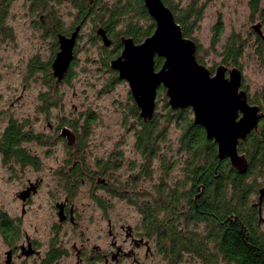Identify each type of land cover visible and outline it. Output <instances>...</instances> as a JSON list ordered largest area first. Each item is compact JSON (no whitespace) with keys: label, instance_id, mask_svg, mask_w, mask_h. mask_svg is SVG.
I'll return each mask as SVG.
<instances>
[{"label":"flooded vegetation","instance_id":"obj_1","mask_svg":"<svg viewBox=\"0 0 264 264\" xmlns=\"http://www.w3.org/2000/svg\"><path fill=\"white\" fill-rule=\"evenodd\" d=\"M11 1L16 0H0V29L11 24ZM28 1L30 16H35L31 23L35 24L33 28H36L43 38L52 39L51 56L47 65L39 67L38 63L34 66L32 64L36 71L40 69L51 74V81L46 84L47 91L51 93H45L51 105L46 107L41 97V109L48 112L58 106L56 87L61 86L71 74L80 49L83 30L91 16L88 11L89 16L82 20L80 4L85 1L90 8L94 0H25ZM62 3L72 4L78 10L76 21L69 26H65L63 19L58 16L57 7ZM143 5L145 7L144 0ZM99 25L97 29L104 28ZM78 27L74 59L64 80L58 82L54 77L53 63L61 50L60 37H72ZM0 31L10 36L6 30ZM106 34L112 41L108 47L98 31L95 38L103 43V48L116 49L118 44L112 32L106 31ZM118 48L121 53V37ZM241 89L247 92L249 102L250 95L243 83ZM166 102V107L172 111L168 97ZM251 105L259 106L260 111L264 113V106ZM134 116L136 117L135 114ZM47 119L48 136L31 129L34 136L42 140V143L37 140L36 143L48 145L47 151L37 152L36 148L24 146V142L16 148L29 154V162H20L16 158L6 161L5 153L0 150L4 164H8L10 169L20 166L25 176L29 170L35 173L33 177H26L24 186L16 195V200L21 204V215L0 211V236L7 248L4 253L5 264H12L14 258L28 264H179L185 253L201 258L196 259L200 260L201 264H215L219 260L234 264L233 261H228V251L232 250L235 241H243L240 244L242 247L253 249H258L264 241V200L259 204L260 189L264 186L258 189L257 202L251 203L250 197L245 202L244 208L248 206L253 210L236 211L233 181L219 179L222 163L215 162L210 169L211 177L205 181L201 178L194 181L193 175H189L185 162L186 154L182 150L183 132H179L180 146L177 152H184L185 157L183 155L180 160H172L162 154L161 143L164 139L158 138L155 141L154 135H151L147 145L140 147L142 142L139 131H130L134 141L129 150L137 157L128 161L126 171H121L125 160L118 159L119 146L114 150H107L109 153L101 156L95 165L90 164L85 157V147L90 135V131L84 130L85 124L80 126L82 130H76L70 126L61 127L62 124L54 125L49 121V117ZM12 122H9L0 134V140ZM65 128L71 132V143L68 137L62 134V129ZM168 135L169 133L166 137ZM205 135L207 137V134ZM247 139L240 141L238 149ZM58 140L66 141L67 157L54 169L56 185L51 186L53 194L44 199L49 205L36 206L34 199L38 197L44 184L41 174L42 156L48 154L53 148L51 144ZM175 142L169 147L171 151L175 149ZM155 143L160 147V151L156 150ZM214 143L217 145L216 157L219 161V147L215 141ZM167 146L168 144H165L164 148ZM156 160L161 162L163 170L162 182L157 185L154 182ZM11 162L13 163L10 164ZM174 170L178 172L174 173ZM222 172L225 173L223 170ZM165 176L167 180L164 181ZM219 190L223 193L222 197L218 196ZM45 209H48L49 217L42 225L47 227L48 235L47 239L43 240L38 236V225L31 223L27 226V215ZM200 250V254L193 253ZM178 251L184 253L178 254ZM213 253L218 254L219 260L210 261L209 257L214 256Z\"/></svg>","mask_w":264,"mask_h":264},{"label":"rangeland","instance_id":"obj_2","mask_svg":"<svg viewBox=\"0 0 264 264\" xmlns=\"http://www.w3.org/2000/svg\"><path fill=\"white\" fill-rule=\"evenodd\" d=\"M170 1L173 5L178 6L179 10H184L190 4L198 5L201 9V20L195 24L191 39L199 45L198 58L213 73L219 65L223 64L224 46L228 38L236 36L244 43V53L239 60V68L243 72V84L249 92L250 99L258 105L264 106V41L261 38L259 41V36L253 30L254 25L262 24L261 30L264 33V0L261 1L256 12H253L251 8L253 0ZM11 2V24L0 29L10 33V36H6L3 31H0V134L12 121L27 124V129H32L36 133H44L47 136L49 135L47 117L54 125L64 122L61 127L69 128L71 122L79 128L85 124L88 128L90 126V135L85 147L86 161L95 165L102 158L101 156L109 153L107 150L111 151L119 146L118 159L125 160L122 163L124 167L121 171H126L128 161L137 157L129 150V146L134 141L130 131L139 127V121L134 116L129 84L120 80L118 73L116 74L111 69L109 63L107 65V54L115 49L103 48V43L95 38L97 36L94 32L96 24L99 25L109 20V15L95 11L89 17L80 39V49L71 75L61 86L56 87L58 106L45 112L41 109V97L44 93H51V91H47L46 85L51 81V74L42 72L40 69L36 71L32 64L34 66L38 63L39 67L47 65L51 56L52 39L43 38L36 28H33L35 24L31 23L35 16H30L29 1ZM115 3V0H103L97 9L106 7L112 11ZM132 5L136 6L137 3L133 2ZM57 9L58 16L63 19L65 26L76 21L78 10L72 4L62 3ZM220 22L224 26V34L214 47L213 29ZM131 23L139 24L144 29L152 21L143 18L137 12L131 13L121 18L119 27L112 32L114 39L117 40L118 31L125 29ZM166 101L167 96L164 94L157 97V112L160 118L167 114ZM89 117H91L90 121H88ZM191 119H194L193 114ZM179 132L178 123L174 121L169 126L168 137L161 143L162 154L172 160H180L183 155L185 157L184 152L181 154L177 152V148L180 146L178 145ZM173 141L177 143L175 142L174 151H171L169 147ZM165 144L168 146L164 148ZM24 146L36 148L37 152H45L48 145L44 146L36 141H31L25 143ZM51 146L53 147L51 151L42 156L41 174L44 184L38 197L34 199L36 206L49 205V202H45L44 199L53 194L51 186L56 185L54 169L58 168L63 159L67 157L66 147L68 145L66 141L58 140ZM106 152L108 153L106 154ZM181 162L184 164L183 159ZM7 165L4 164L0 154V211L20 216L21 204L16 200V195L24 186L26 177H33L35 173L29 170L26 171L25 176L20 166L10 169ZM154 166V182L157 185L162 182L163 170L161 162L157 160ZM177 172L174 170V173ZM188 178L189 176H187ZM165 180H167L166 176ZM249 183H257L258 189L263 187L264 174L251 178ZM258 189L250 196L251 203L258 201ZM47 210L33 211L29 216L27 215V226L29 227L31 223L38 225V236L43 240H46L48 235L47 227L42 225V222L49 217ZM5 250L7 248L0 236V264H5ZM213 254L214 256L210 255L209 257L210 261L219 260L218 254ZM196 259L201 258L185 253L179 264H201V261ZM12 264L28 263L14 258ZM215 264L228 263L219 260Z\"/></svg>","mask_w":264,"mask_h":264},{"label":"water","instance_id":"obj_3","mask_svg":"<svg viewBox=\"0 0 264 264\" xmlns=\"http://www.w3.org/2000/svg\"><path fill=\"white\" fill-rule=\"evenodd\" d=\"M144 4L155 21L153 34L141 43L132 37H121L122 52L110 62L119 79L129 84L140 117L145 122L153 119L158 90L164 87L173 110L192 108L194 123L202 126L207 138L218 144L219 159L229 158L240 174L246 173L249 163L240 154L238 145L258 130L264 113L248 102L247 92L241 89L242 70L222 64L213 73L198 61V45L184 35L173 10L163 0H144ZM262 28V24L253 26L264 40ZM78 31L79 27L72 37H60L61 50L53 63L58 82L64 80L74 59ZM98 34L107 47L111 45L104 28L98 29ZM157 57L163 59L160 68L156 67ZM70 133L67 128L62 130L71 143ZM263 200L264 188L260 189L259 204Z\"/></svg>","mask_w":264,"mask_h":264},{"label":"trees","instance_id":"obj_4","mask_svg":"<svg viewBox=\"0 0 264 264\" xmlns=\"http://www.w3.org/2000/svg\"><path fill=\"white\" fill-rule=\"evenodd\" d=\"M103 0H94L92 4H90V8L85 1H82L80 4V9L82 12L81 18L82 20L89 16L88 11L92 15L95 11H99L102 14H108L109 20L106 22H102L101 25L104 26L106 31L109 33L114 32L119 24L121 23V18L130 15L131 13L137 12L145 19H149L152 21L147 27L144 29L139 26V24H129L125 29L118 31L117 35V44H120V37H132L136 43H141L147 37L153 34L155 30V21L149 15L146 7L143 5V0H115L116 3L113 7V10L110 11L106 7H101L100 10H97V6ZM164 3L169 6L175 16L178 23L181 24L183 28L184 35L186 37L192 38L193 29L195 24L201 20V9L198 5L190 4L184 10H179L178 6L173 5L170 0H163ZM262 0H253L252 1V11H258L259 5ZM133 2L137 3V5L133 6ZM98 26L96 24V28L94 30L95 33L98 31ZM214 35H213V45L214 47L221 40V37L224 34V26L222 23H217L214 27ZM256 32V31H255ZM259 36V41L262 37L256 32ZM261 38V39H260ZM263 40V39H262ZM264 41V40H263ZM118 45L115 51H111L107 54V65L115 59L120 51ZM198 45V44H197ZM199 49V45H198ZM244 50V43L238 39L236 36H231L227 39L226 44L224 46V59L223 64L229 67H240L239 60L242 57ZM198 58V55H197ZM198 61L202 63V61L198 58ZM109 63V64H108ZM163 63V59L157 57L156 58V67L160 68ZM111 67V66H110ZM112 69V68H111ZM117 74L118 72L114 70ZM71 74L68 75L67 79ZM55 77V76H54ZM117 78V77H116ZM162 94L166 96V90L164 87H160L158 90V97ZM42 100L45 102L46 107H49L51 104L47 100L48 97L44 93L42 94ZM133 99V98H132ZM131 99V100H132ZM249 102L251 104H257L249 98ZM132 106L134 108V114L136 115L139 121V127L137 130L139 131V136L141 138L142 146H146L148 141L150 140V136L154 135L155 141L158 138L166 139V135L169 130V126L176 121L178 123V127L181 132H183L182 140L183 146L182 150L187 155L185 162L187 166V171L189 175H193L192 179L196 181L201 178L203 181L209 179L210 169L213 168L215 162L219 164L222 163L223 166L220 167L219 179H230L234 184V200L236 203L235 210H243L248 209L253 210V208H248L246 206L244 208L246 200L253 195L259 185L257 183H249L251 178H255V176H261L264 174V118L261 120L259 124V128L257 131L251 132L247 141L243 142L239 146V150L241 154H244L248 160L249 167L244 174H240L231 164L230 160H217L216 157V148L217 145L214 141H210L206 137L205 129L194 123V120L191 119V115L193 114L192 108L180 109L177 111H171L167 108L166 116L160 118L158 116V112H155L153 119L145 122L140 117V111L133 99ZM91 120L89 117L88 121ZM64 123V122H63ZM62 123V125H63ZM69 126L74 129L82 130V128L77 127L74 123H69ZM89 128L85 126L84 130L89 131ZM41 142V139H38L34 136L33 132L30 129H27L26 125L19 126L18 123L13 121L9 127L5 130L4 137L0 140V150L5 153V159L11 160L12 158H16L20 162H29V154L22 149H17L16 147L22 146L25 142L31 141ZM42 143V142H41ZM156 150L160 151V147L155 143ZM225 171L224 172H222ZM228 174V175H227ZM221 185L219 189H221ZM218 196L222 197L223 193L219 190ZM236 233V232H235ZM243 241H235L234 247L229 252L228 261H233L234 264H264V241L259 245L258 249L246 248L242 247L240 244ZM189 252V251H187ZM179 253H184L183 251H178ZM193 253L200 254V251H193ZM230 263V262H229Z\"/></svg>","mask_w":264,"mask_h":264}]
</instances>
